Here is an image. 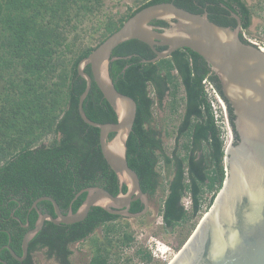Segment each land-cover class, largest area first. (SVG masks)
<instances>
[{"label":"trees","instance_id":"16d2710c","mask_svg":"<svg viewBox=\"0 0 264 264\" xmlns=\"http://www.w3.org/2000/svg\"><path fill=\"white\" fill-rule=\"evenodd\" d=\"M159 3H172L193 14L205 13L210 22L231 29L236 26L231 17L234 13L241 30L249 33L252 11L244 0H148L118 20L108 18L100 23L92 29L95 44L81 46L75 44L76 35L69 37L100 11L102 0H0V264H34L33 254L43 249L46 258L70 264L69 246L83 242L99 227L103 228L104 243L95 245L88 264H113L119 257L111 261V250L133 242L131 233L113 224L119 216L95 206L75 224L45 221L29 241L27 256L21 262L2 249L7 245L18 257L22 255V238L38 218L32 204L40 197L52 198L61 213L67 214L82 205L85 193L73 199L85 188L101 187L112 196L127 192L102 156L99 130L83 123L78 115L85 81L76 67L127 18ZM151 25L167 27L161 20ZM152 58L146 44L125 41L113 49L108 73L116 91L136 103L126 141L127 165L148 197L158 186L162 188L160 218L165 227L173 228L200 212L205 195H210L209 208L224 180V141L201 81L208 78L222 95L216 77L196 53L180 49L156 63L143 62ZM84 71L91 76L89 67ZM165 100L170 113L181 108L176 146L169 155L159 133L151 127L153 107L162 106ZM226 107L235 142L234 116L227 103ZM82 109L92 122L117 121L93 81ZM112 137L110 134L109 139ZM159 164L163 176L157 170ZM186 196L191 201L189 210L182 205ZM37 209L55 218L51 203L39 202ZM142 210L143 204L137 200L129 212ZM136 255L146 264L152 260L142 250Z\"/></svg>","mask_w":264,"mask_h":264},{"label":"water","instance_id":"95a60500","mask_svg":"<svg viewBox=\"0 0 264 264\" xmlns=\"http://www.w3.org/2000/svg\"><path fill=\"white\" fill-rule=\"evenodd\" d=\"M231 16L236 21L233 29L210 22L206 14H193L172 3L150 5L127 18L78 62L77 74L85 81V89L78 99V115L83 123L99 130L102 156L117 176L119 185L127 187V192L112 196L101 187L85 188L73 199L85 193L82 205L75 213L67 214L61 213L52 198L40 197L32 204L38 218L22 238V255L18 257L7 245L2 249L21 262L27 256L29 241L42 229L45 221L56 225L75 224L83 221L95 206L112 215L135 219L146 213L151 199L160 197L162 188L157 196L148 200L140 189L136 173L127 165L126 141L134 124L136 103L116 91L108 73L113 49L125 41L138 40L154 54V58L144 60L145 63L169 58L180 49H188L200 56L217 79L223 98L208 81L220 97L227 120L226 103L232 110L237 136L234 142L230 127L231 140L224 150L225 177L221 188L169 264H264V53L240 39V19L234 13ZM160 20L167 27L151 25V22ZM156 47L165 49L158 51ZM86 67H89L91 76L84 71ZM92 81L114 110L115 123L99 124L85 116L82 104ZM165 102L162 106L157 105L159 119L163 117ZM110 134H113L111 139ZM137 200L142 202L143 210L132 214L130 204ZM42 201L51 203L55 218L37 209V204ZM34 257L39 264H53L43 250L33 254ZM89 259L87 254L74 250L73 264H88Z\"/></svg>","mask_w":264,"mask_h":264},{"label":"rangeland","instance_id":"374dc122","mask_svg":"<svg viewBox=\"0 0 264 264\" xmlns=\"http://www.w3.org/2000/svg\"><path fill=\"white\" fill-rule=\"evenodd\" d=\"M148 0H102V5L100 7V11L93 16H90L87 19L82 27L77 31V33H73L70 35V39L76 35L77 41L76 45L81 46H93L95 44V39L92 37L96 36L93 34V28L98 26L103 21L111 18L113 20H118L127 14L128 11H133L137 7H139L142 3ZM254 15L258 16L264 21V0H258L257 2V11L253 12ZM258 14V15H257ZM263 30V31H261ZM251 33V32H250ZM259 33L262 35L264 39V24H262L255 32L253 31L251 34L254 36H258ZM181 108L178 109L177 113H170L167 107V100L165 102L164 112L162 119L158 118L157 105L153 107V122L151 123L152 128H154L158 133L162 140L163 150L165 154H170L174 146H176V127L180 121ZM221 139L225 140V134H221ZM46 141H48L46 139ZM45 141V142H46ZM226 146V142L224 144ZM158 171H160L161 176H163L162 167L159 164ZM164 185V181L161 182ZM210 195H205L204 203L208 204ZM164 198L163 190L161 191V195L158 198H153L149 201L148 209L146 213L139 218L129 219V218H119L113 224L116 227L125 230L133 235V238L136 240L137 246H140L145 242L149 237H155L161 240L162 242L168 244L173 248L174 253H177L179 249L183 246V244L190 237L199 221L204 215L206 210H201L195 217L189 220L186 223H182L170 230V232L163 229L160 222V210L162 205V200ZM183 200V199H182ZM104 238H103V228H97L94 233L84 240L81 243H78L73 246L76 252L87 254L91 257L93 254L95 245L103 246ZM120 248H113L111 250V261L116 260V256L119 257L117 262H113V264H129L128 261L120 262L121 256ZM125 260L129 257V255H125ZM35 264H39V261L36 257H34ZM139 258H134V262L131 264H135L138 262ZM146 264V263H145ZM147 264H166L161 260H151V262Z\"/></svg>","mask_w":264,"mask_h":264},{"label":"built area","instance_id":"2783aa9c","mask_svg":"<svg viewBox=\"0 0 264 264\" xmlns=\"http://www.w3.org/2000/svg\"><path fill=\"white\" fill-rule=\"evenodd\" d=\"M263 31V30H261ZM239 34L241 35L242 39L247 42L248 44H251L255 46L259 51L264 53V39L262 38V35L259 33L258 36L252 35L250 32H246L245 30L239 31ZM202 88L203 92L210 104L213 120L217 128L220 130L221 134H225V140L224 144L226 142V146L228 145L229 141L231 140V132H230V126L227 120V116L223 107V104L220 100L219 95L211 85V83L208 81V78H204L202 80ZM222 136V135H221ZM224 146V150L226 148ZM182 205L185 210L190 209L191 201L190 197L186 196L182 200ZM207 204L202 203L201 204V210H208ZM204 212V214L206 213ZM161 224V218L160 222ZM142 250L144 252H147L153 260H161L165 262L166 264H169V262L175 257L177 253H174L173 248L169 246L168 244L162 242L158 238L155 237H149L143 244L140 246H137L136 240L134 239L133 242L126 247H120L121 253V260L120 262L125 261V255H129V264L131 262H134V258H137V251ZM135 264H145L143 261L138 260V262H135Z\"/></svg>","mask_w":264,"mask_h":264},{"label":"crops","instance_id":"0c3cea01","mask_svg":"<svg viewBox=\"0 0 264 264\" xmlns=\"http://www.w3.org/2000/svg\"><path fill=\"white\" fill-rule=\"evenodd\" d=\"M247 7L252 11L251 16V26L249 28V31L252 33L253 31L257 30L262 24H264V21L259 18L258 16L254 15L253 12L257 11V2L258 0H244ZM258 15V14H257Z\"/></svg>","mask_w":264,"mask_h":264},{"label":"flooded vegetation","instance_id":"af4514ba","mask_svg":"<svg viewBox=\"0 0 264 264\" xmlns=\"http://www.w3.org/2000/svg\"><path fill=\"white\" fill-rule=\"evenodd\" d=\"M204 14H205V13H204ZM231 17H232V16H231ZM249 32H250V31H249ZM160 189H161V188L158 186V187L156 188L155 193H154L153 196H157V195L159 194V192H160ZM149 198H150V197H148V200H149ZM134 202H135V201H134ZM130 206H131V204H130ZM129 209H130V208H129ZM120 218H121V217H120ZM161 225H162V227H163L164 230L166 229V231H167L169 228H171V227H165V226L163 225L162 221H161ZM173 228H174V227H173ZM74 245H76V244H71V245L69 246L70 250L72 251V254H71L70 257H69V262H70V264H73L74 250L72 249V247H73ZM40 251H42V250H40ZM43 251L45 252L44 249H43ZM37 252H39V251H36L34 254H36ZM49 260H51L53 264H60V262H59L56 258H54V257L50 258ZM34 264H35V263H34Z\"/></svg>","mask_w":264,"mask_h":264}]
</instances>
